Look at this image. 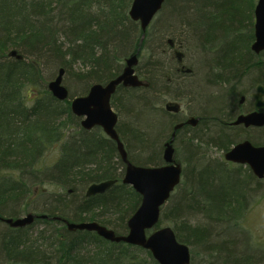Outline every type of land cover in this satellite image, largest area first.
I'll list each match as a JSON object with an SVG mask.
<instances>
[{
  "label": "trees",
  "instance_id": "16d2710c",
  "mask_svg": "<svg viewBox=\"0 0 264 264\" xmlns=\"http://www.w3.org/2000/svg\"><path fill=\"white\" fill-rule=\"evenodd\" d=\"M132 1L0 0V264H160L147 249L111 242L96 232L70 231L65 220L98 221L117 233L128 232V221L142 197L122 182L125 164L116 141L100 128H83L70 100L88 93L94 83L117 77L126 58L139 50L136 71L149 85H121L111 102L119 114L117 130L129 159L138 165H161V141L171 133L173 118L163 115L169 127L165 129L166 123L165 130H160L161 138L134 121L138 112L148 111L147 93L155 85L168 78L176 80L180 66L168 47L169 39L180 45L185 56L188 48L201 55L209 86L224 90L203 95L204 82L195 79V96L207 99L199 105L205 124L200 138L185 139L187 161L177 159L183 167L182 180L162 206L156 228L171 226L177 239L190 246L191 262L195 248L208 255L207 264H260L264 259L263 252L252 249L251 233L243 225L262 179L249 166L229 169L219 161L198 165L199 144L194 143L220 145L227 151L234 140L228 129L218 127L219 120L233 99L237 106L242 92L264 83V51L257 54L251 48L258 0H166L159 12L163 11L161 24L154 32L153 21L142 43L141 24L129 14ZM155 38L156 48L151 45ZM146 51L150 67L141 71V54ZM159 53L166 54L164 59L157 57ZM159 64L163 80L156 84L154 71ZM45 66L49 79L62 67L64 77L75 76L68 83L70 97L65 101L46 87ZM119 91L128 94L119 96ZM140 92L146 93L137 96ZM120 105L134 121L122 123ZM57 144L55 161L41 167L43 156ZM132 146L143 157L133 155ZM109 179L117 183L105 193L86 195L90 184ZM37 183L57 185L59 190L42 191L34 209L24 208L25 214L38 215L34 223L12 227L1 220L22 216L18 206L35 194L31 187ZM35 224L43 227L33 238L29 229Z\"/></svg>",
  "mask_w": 264,
  "mask_h": 264
},
{
  "label": "water",
  "instance_id": "95a60500",
  "mask_svg": "<svg viewBox=\"0 0 264 264\" xmlns=\"http://www.w3.org/2000/svg\"><path fill=\"white\" fill-rule=\"evenodd\" d=\"M166 0H133L129 11L130 17L139 21L143 30L141 43L145 37L147 27L156 14L162 9ZM255 9V41L251 48L257 54L264 51V0H258ZM13 55L16 51L12 52ZM182 53L179 51L178 55ZM19 57V56H18ZM139 63V50L126 58V65L121 74L110 79L106 83H94L87 94L79 95L71 100L73 114L82 118V126L92 129L96 126L103 128L104 132L117 143L118 151L125 163V173L122 182L132 186L142 197L141 204L128 221V232L117 233L114 229L101 224L98 221H68L65 220L70 231L96 232L105 240L111 242H125L140 246L151 251L154 258L160 264H190V246L177 239L171 226H162L153 231L160 220L161 208L168 202L176 187L181 183L183 168L175 157L173 142L176 132L170 141L166 143L163 159L164 164L159 166L138 165L129 159L128 151L117 131L119 120L118 113L111 104V98L120 85L129 87L148 86L149 83L142 80L136 73V65ZM65 69H59L55 78L48 82V89L52 95L65 101L70 97V92L64 84ZM256 105L259 110L250 114L239 116L236 124L245 123L246 126L264 125V84L259 85ZM168 110H177L173 105L167 104ZM198 119L192 118L188 123H196ZM182 124L175 127L177 130ZM226 159L232 162L248 164L254 174L264 178V146H254L249 140L236 144L226 153ZM117 182L109 179L94 182L87 188L86 195L93 196L105 193ZM38 217L36 213L29 212L19 217H1V220L12 227H26L31 225ZM41 217L46 218V214ZM56 218V217H55Z\"/></svg>",
  "mask_w": 264,
  "mask_h": 264
},
{
  "label": "rangeland",
  "instance_id": "374dc122",
  "mask_svg": "<svg viewBox=\"0 0 264 264\" xmlns=\"http://www.w3.org/2000/svg\"><path fill=\"white\" fill-rule=\"evenodd\" d=\"M163 11L157 15V17L153 20V24L155 26H153V31H155L156 26L161 24L160 20L163 17ZM168 16L167 13H164V17ZM255 18V15H254ZM256 19V18H255ZM156 39V38H155ZM157 39L155 41L151 42V45L153 46L154 44V48L157 47ZM185 51L187 52L185 60H184V64L187 67H192L195 69V72L197 73L195 78V75L193 77H185V80L180 77L179 75H175L174 78H176L175 81H173V79L168 78V80H163V78L161 79L160 76V71L162 70V65L159 66L160 69L157 68V70L154 71V81L155 83L161 80L159 83V86L155 85V90L152 88V91H150L149 93H147V96L149 98V103L146 105L149 109L148 111H141L138 112V114H136L135 117V121L133 120L131 114H127V109H124V105L121 106L120 105V110L122 111V123H126L129 122L131 123L132 121L136 122V124L144 129L145 127H150L154 132L159 133L160 130L164 131L165 129H168L169 127V123H168V118H172L171 115H167V113L165 112V102L166 101H171L173 100L175 97L179 96V94H185L187 93L189 96V100L192 101V106H196L198 108V114L199 112H202V108L200 107L207 99L206 98H200L196 97V89L194 88V85H196L197 82H204V84L202 86H205V88H203V91L205 90L206 92H203V95L208 96L209 93H216V90L222 88V87H218L217 89L212 88L207 77H206V73H205V69H204V64H202L199 60H200V56L198 53H195V51L191 48L185 49ZM172 52V51H171ZM162 55V56H160ZM166 56V54L164 53H159L157 57H161L160 60H162V58ZM264 56V53H263ZM164 59V58H163ZM149 61H150V54L146 51V52H142L141 54V61L139 64V70L141 71H146V69H149ZM204 61V60H203ZM178 66V64H176ZM180 66V65H179ZM151 70L153 71L154 69L151 68ZM77 71V69L74 70V72ZM49 70L47 69V66L44 67V75L46 77V87H47V82H49L52 78H48L49 76ZM171 76V75H170ZM75 78V76H73L72 74H66L64 77V84L66 86H68V88H71V86L69 87L68 83L71 84L72 80ZM173 78V77H172ZM195 79H196V83H195ZM156 83V84H157ZM249 85V81L245 82V86ZM193 86V87H192ZM192 87V88H191ZM247 88V87H245ZM223 89V88H222ZM224 90V89H223ZM78 91V90H77ZM193 91V92H192ZM221 91V90H220ZM146 92H140V94H137V96L140 95H144ZM78 94H80V91H78ZM87 94V93H86ZM126 94L124 91H119L117 93V95L119 96H126ZM83 95V94H82ZM202 95V94H200ZM126 103V107H130V102L129 100H125ZM133 103V102H132ZM200 105V106H199ZM115 109V108H114ZM116 110V109H115ZM166 116V122H165V118L163 117ZM170 116V117H169ZM137 119V120H136ZM138 122H140L138 124ZM154 122V123H153ZM167 123V124H166ZM166 124V128L164 129ZM74 130V127L71 129V131ZM169 133V132H167ZM168 136V135H166ZM162 137V134L159 133V138ZM161 146L163 145V138L161 141ZM194 143L199 144V148H198V152L197 153L200 157L196 160L197 162H199L198 165H203V164H207V163H215L217 161L220 162V156H221V151L215 149L214 145H207L205 142H199L198 141H194ZM202 146V147H201ZM186 148H188L187 144L185 143V138L182 136L181 139H179L178 142V157L177 159H184L185 161H187V157H186ZM162 148V147H161ZM58 144L54 145L53 148L49 149L47 151V153L43 156L42 158V165L41 167H45L48 166L50 164H52L57 155H58ZM202 149V150H201ZM204 152L205 157H202V152ZM130 152L135 155V156H142L143 157V153L140 152L139 150H137L135 148V146H132V151L130 149ZM141 153V155H140ZM197 165V166H198ZM191 168V167H189ZM236 168V167H234ZM232 168V169H234ZM196 169V168H193ZM197 169H201V168H197ZM261 188H260V193L259 196L257 197L256 201L252 204L251 209L247 212L246 214V220L243 223L244 227L247 228V230H249V232L251 233L252 236V241H251V247L252 249L258 251V253L263 252L264 253V179L261 180V184H260ZM32 190H35V194L29 196V198L27 200H24L20 206H18V211L20 213V215H24L25 211L24 208L27 207L29 209H34L33 205H34V200L35 198L41 196L42 191H46V192H50V191H58L59 187L57 185H53L50 183H44V184H34L32 185ZM48 192V193H49ZM178 192V191H177ZM176 192V193H177ZM37 200V199H36ZM10 209H12V207H10ZM34 212H36V210H32ZM166 225V224H164ZM163 225V226H164ZM168 226V225H167ZM43 225L42 224H35V226L32 229H29L30 233L33 234V238L37 237L38 235V231L40 228H42ZM203 249L201 248H195V254L193 255V260L190 264H207V261H209V257L207 254L202 252ZM210 262V261H209ZM260 264H264V259L260 262Z\"/></svg>",
  "mask_w": 264,
  "mask_h": 264
},
{
  "label": "flooded vegetation",
  "instance_id": "af4514ba",
  "mask_svg": "<svg viewBox=\"0 0 264 264\" xmlns=\"http://www.w3.org/2000/svg\"><path fill=\"white\" fill-rule=\"evenodd\" d=\"M168 47L171 48V51L176 60V63L180 65V68H177L176 75H179L184 80H185V77L189 78L190 76L193 77L194 75L196 77L197 73L195 72V70H191V67H187L184 64V60L186 56L184 52L180 51L182 50L180 45H177V43H174L171 39H169ZM179 51L182 53L180 56L178 55ZM263 84L264 83L258 82L256 83L255 87H253L251 90L242 92V94H240V97H239L240 99L237 102V106L236 104H234L236 100L234 99L232 100V97H231V100H232V101L230 100L231 108H228L225 111L224 115L219 120L220 122H219L218 127L221 128L222 126L223 128L228 129L230 131L231 136L233 137L232 140H234L233 145L227 151L224 149V147L221 148L220 145H214L215 149L221 151L222 153L220 156V162L225 163L229 169L242 165L235 161L232 162V161L227 160L225 156L226 153L229 150H231L233 146H235L236 144L249 140L254 146H264V125L263 126H257V125L246 126L245 123L243 124L235 123L239 119V116L243 114L245 115L250 114V113H253V111L259 110L258 106L256 105L257 98L255 94L257 93L258 86L263 85ZM142 87H147V86H142ZM262 101L264 102V97L262 98ZM189 103H192V101L189 100V96L187 93L179 94V96L175 97L173 100L165 102V106H164L165 112L168 115L172 116L174 120V124L171 127L172 130H171V133L169 134L170 137H168L169 135L165 136V140L163 142V153H164L166 143L171 140L174 132H176L175 139L173 142V146L175 147V157L177 155L178 142L182 136L187 140H189V138H192V137L200 138V131H201V128H203L202 126H204L205 121L201 114L198 115V108L196 106H192V104H189ZM167 104L175 106L177 110H168L166 108ZM260 111L264 112V110H260ZM192 118H196L198 119V121L194 124L188 123V120ZM179 124H182V126L176 130L175 127ZM97 128L102 129L99 126H97ZM203 153L204 152H202V155ZM243 166H248V165L245 164Z\"/></svg>",
  "mask_w": 264,
  "mask_h": 264
}]
</instances>
